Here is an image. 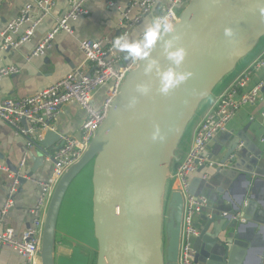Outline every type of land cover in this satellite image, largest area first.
<instances>
[{
    "label": "water",
    "instance_id": "water-1",
    "mask_svg": "<svg viewBox=\"0 0 264 264\" xmlns=\"http://www.w3.org/2000/svg\"><path fill=\"white\" fill-rule=\"evenodd\" d=\"M157 14H161L160 8ZM225 27L235 30V43L230 44L224 36ZM176 29L181 34L179 45L187 51L184 64L178 70L190 71L192 77L167 95H161L155 70L144 71L148 60L136 64L127 73L87 150L54 187L45 214L38 264H55L62 203L73 182L90 164L97 242L95 264H180L185 200L179 189L170 190V180L177 170L176 167L171 173L170 164L178 159L190 126L213 105L240 71L236 73L239 64L253 54L264 38V16L257 12L256 0H192L180 13ZM152 58L162 68L172 66L162 45L152 51L149 59ZM140 82L151 83L149 96L136 93L135 86ZM133 96L138 97V102L134 109H129L127 105ZM155 125L159 126L163 140L152 139ZM54 142L61 145V135L55 130L46 131L38 143L45 154L36 158L37 164L43 163ZM240 142L239 138L234 141L222 163L234 159ZM21 168L9 166L19 184L25 183L36 171V166L28 173H23ZM242 178L249 182L251 176ZM246 199L245 195L237 202L230 199L231 209L225 207L207 216L194 245L196 261L201 260L202 245L207 254L214 247L219 248V259L207 257L205 264H241L248 250L256 246L254 239L239 231L244 223L237 216L248 219L244 211ZM206 209L204 213L208 214ZM234 221L236 226L232 231ZM238 238L247 245L241 247L233 241Z\"/></svg>",
    "mask_w": 264,
    "mask_h": 264
},
{
    "label": "crops",
    "instance_id": "crops-1",
    "mask_svg": "<svg viewBox=\"0 0 264 264\" xmlns=\"http://www.w3.org/2000/svg\"><path fill=\"white\" fill-rule=\"evenodd\" d=\"M36 1L38 0H0V26H4L8 21L16 18L27 4L32 5L30 19L36 18L39 13ZM54 1L55 6L36 28L35 34L30 41L22 44L17 49L3 50L1 49L3 39L0 37V68L7 65H16L20 68L18 74L7 76L0 80V98H21L32 95L73 71L84 61V53L80 48V42L84 39L121 36L122 29L119 26L122 18L121 14L137 0H84V7L87 13L72 23V33L59 31L54 38L51 49L46 50L39 57L28 61L27 56L55 28L60 17L70 7L71 0ZM156 3V8L144 17L142 23L132 28L130 35L140 33L148 17L159 15L157 14V9L162 8L166 0H156ZM138 13L139 8L133 7L130 15L134 17ZM26 26L27 24L22 28L20 33L25 30ZM19 34L14 36L18 37ZM263 50L264 38L253 54L239 64L236 70V73L240 70L238 74L235 73L236 75L233 74L225 80L220 90L228 84L234 75L235 79L244 71ZM122 55L125 58V55ZM263 78L264 68L253 76L249 86L257 84ZM109 87L110 84H106L98 90L95 95L96 104L102 102ZM262 95L264 96V88L262 89ZM208 107L188 129V133L178 153V159L170 164L171 173L175 171L178 165H176L177 161L183 158L192 141L198 123L205 115L206 110L210 108ZM263 111L264 104L260 102L254 105L242 106L235 118L228 124L227 129L217 135L207 151L209 159L222 162L230 146L239 138L241 142L235 154H233L234 159H229L222 167L209 166L206 163L191 178L192 191L197 194H204L209 198V205L206 209L209 213L207 214L203 211L195 219V224L200 231H202L206 223L207 216L209 217L211 213L221 211L225 207L226 209H231V201L237 202L244 195L247 196L244 211L248 219L240 218L241 215L237 216V219L239 221L241 219L244 223L239 231L246 234L250 239H254L257 244L248 250L247 255L241 260V264H264ZM85 116L86 112L80 105L76 103L63 105L55 119L53 130L60 135L80 136V128ZM43 136L36 138L35 145L30 147L27 145V140L24 136L18 135L9 123L0 120V165L8 168L9 166L19 167L25 155H27L26 162L22 165L21 171L28 173L36 166L33 176L28 178L25 183H18L17 190L13 194V204L5 217V223L13 227L17 235H20L32 225L33 216L30 210L37 204L40 194V186L36 181L48 180L54 171L52 162L45 159L43 163L37 164L36 162L38 156H44L45 154L43 149L38 145ZM59 145L56 142L52 143L48 151H53ZM83 172L86 174L84 179L86 181L84 184L85 190L79 193L80 183L79 185H75L73 189L71 185L61 206L56 234L55 264L96 263L97 242H83L84 240L76 232L79 229L78 226L80 227L77 223L79 216H76V213L79 208H84L88 216L87 219L93 224L94 236L92 164ZM204 174L208 175L206 180L202 179V175ZM11 175L14 177L11 171L7 172L0 169V213L10 196L11 186L14 181ZM246 175L251 176L249 182L244 181V178H242ZM88 180L90 183H88ZM170 186V190L177 189L178 182L175 178L170 180ZM71 189L72 191L69 193ZM230 199L232 200L230 201ZM233 226L232 231H235V221ZM212 227L209 228V231H212ZM232 237L234 236L231 235ZM196 239H194V245ZM233 241L237 242L241 247L247 245V242L240 238ZM204 246L202 245L201 247L202 255L201 260H199L200 262L205 263L204 259L210 256L214 257L215 261L219 259L217 256L219 248L217 246L209 254L204 251L206 250ZM0 264H24V259L12 248L0 246Z\"/></svg>",
    "mask_w": 264,
    "mask_h": 264
},
{
    "label": "built area",
    "instance_id": "built-area-1",
    "mask_svg": "<svg viewBox=\"0 0 264 264\" xmlns=\"http://www.w3.org/2000/svg\"><path fill=\"white\" fill-rule=\"evenodd\" d=\"M192 0H166L160 8L161 14L167 16L175 25L179 22L180 13ZM156 0H137L122 12L120 28L122 35H129L132 28L142 23L144 17L156 8ZM36 5L39 13L30 19L32 5L27 4L19 15L0 26V37L3 39L1 49H17L30 41L41 21L55 6L54 0H38ZM133 7L139 8V13L131 17ZM87 13L84 0H71L69 9L60 17L55 28L50 31L37 47L27 56L30 61L44 54L53 47V41L59 31L72 33V23ZM25 30L21 32L25 26ZM20 33V34H19ZM18 35L15 37L14 35ZM119 37V36H118ZM118 37H101L99 39H84L80 48L84 53V61L73 71L67 73L58 81L32 95L21 98H0V120L9 123L18 135L27 140V145H35L36 138H40L48 130L54 129V122L63 105L76 103L86 112L80 128V136L61 135L62 144L49 151L45 160L54 165L52 176L46 181H36L40 186L37 204L31 208L32 225L17 235L15 229L5 223V217L13 204V194L17 190L19 181L15 173L10 196L0 213V246L15 250L24 259V264H38L45 214L54 187L65 171L76 163L87 150L91 138L104 123L108 111L117 97L120 85L129 71L137 63L126 60L122 53L113 48V41ZM264 68V50L254 61L242 71L217 97L213 105L207 110L198 123L190 146L183 160L177 165L175 180L185 200L182 240L180 247V264H205L196 261L194 239L201 231L195 224L197 215L201 214L209 205V198L204 194L191 191V178L199 169L208 163L209 166L222 167L225 163L208 158L207 151L219 133L226 130L228 124L235 118L239 109L244 105L264 104L262 89L264 78L257 84L249 86L253 76ZM20 68L7 65L0 68V80L4 77L18 74ZM110 87L100 104L95 103V95L106 84ZM264 117V111L262 112ZM27 155L22 160L26 162ZM1 170L10 171L4 165ZM208 175H202L206 180Z\"/></svg>",
    "mask_w": 264,
    "mask_h": 264
},
{
    "label": "clouds",
    "instance_id": "clouds-1",
    "mask_svg": "<svg viewBox=\"0 0 264 264\" xmlns=\"http://www.w3.org/2000/svg\"><path fill=\"white\" fill-rule=\"evenodd\" d=\"M257 12L264 16V0H256ZM224 36L230 44L235 43L236 32L232 27L224 28ZM165 37H169L165 39ZM181 34L177 32L176 25L167 16L153 15L148 17L140 33L135 35H121L113 41V48L125 55V58L140 64L148 60L144 71L151 73L155 70L156 77L159 81L158 92L161 95H167L172 90L178 88L192 77L190 71H180L184 64L187 51L179 45ZM162 45L164 54L171 62L172 66L162 68L159 61L151 57L152 51ZM136 93L139 96H149L152 93V85L149 82H140L135 86ZM138 102V97L133 96L129 100L127 107L134 109ZM152 139L163 140L161 130L158 125L154 126Z\"/></svg>",
    "mask_w": 264,
    "mask_h": 264
},
{
    "label": "rangeland",
    "instance_id": "rangeland-1",
    "mask_svg": "<svg viewBox=\"0 0 264 264\" xmlns=\"http://www.w3.org/2000/svg\"><path fill=\"white\" fill-rule=\"evenodd\" d=\"M85 175H86L85 172H83V174L79 177V179L76 180V182H74V184H72V189L75 185H77V184L79 185V183H80L79 189L77 188L79 193H82L85 190V187H84V184L86 183V181L84 180L86 177ZM88 183H90L89 180H88ZM72 189L69 191V193H71ZM76 216H79L77 223L80 225V227L78 226L79 229L76 231L78 233L79 237L84 240L83 242L86 241V242L96 243L94 236H93V224H92V222H90L87 219L88 216L85 213V209L79 208L78 212L76 213Z\"/></svg>",
    "mask_w": 264,
    "mask_h": 264
}]
</instances>
